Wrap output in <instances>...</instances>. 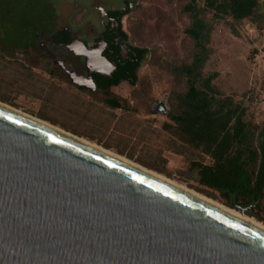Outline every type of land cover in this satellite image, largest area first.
Here are the masks:
<instances>
[{
  "label": "water",
  "instance_id": "1",
  "mask_svg": "<svg viewBox=\"0 0 264 264\" xmlns=\"http://www.w3.org/2000/svg\"><path fill=\"white\" fill-rule=\"evenodd\" d=\"M0 264H264V231L0 107Z\"/></svg>",
  "mask_w": 264,
  "mask_h": 264
},
{
  "label": "rangeland",
  "instance_id": "2",
  "mask_svg": "<svg viewBox=\"0 0 264 264\" xmlns=\"http://www.w3.org/2000/svg\"><path fill=\"white\" fill-rule=\"evenodd\" d=\"M124 1L103 0L102 5L118 10ZM96 2L54 0L60 24L70 25L80 39L89 41L93 38L90 33L102 30L98 15L89 14ZM261 2V11L245 22L239 36L233 35L222 22L213 25L212 55L205 70L208 75L218 73L215 84L224 94L242 102L247 118L260 127L264 126V0ZM186 4V0H136L133 12L123 19L129 42L154 52L139 71L138 87L130 90L128 84H122L114 92L135 107L134 113L111 112L101 104V97L80 98L69 89H56L46 81H25L20 76L21 68L2 56L0 103L99 145L227 207L219 194L200 185L197 172L190 168L191 162L209 163L210 159L170 135L163 126L168 123L166 115L153 112L162 103L170 108L174 93L183 89L169 67L192 58L193 42L185 34L190 25V18L183 11ZM260 214L264 217V209ZM245 217L264 225L256 218Z\"/></svg>",
  "mask_w": 264,
  "mask_h": 264
},
{
  "label": "trees",
  "instance_id": "3",
  "mask_svg": "<svg viewBox=\"0 0 264 264\" xmlns=\"http://www.w3.org/2000/svg\"><path fill=\"white\" fill-rule=\"evenodd\" d=\"M184 13L190 18L185 34L193 42L190 61L170 64L169 71L182 85L167 108L168 123L163 126L170 135L210 159L209 163L191 162L201 186L219 194L222 202L234 210L249 207L246 215L264 222V126L247 118L244 104L226 95L215 84L218 73L206 74L211 55L214 24L224 23L239 36L245 22L259 14L261 0H186ZM132 5L136 0H131ZM133 12L128 9L125 15ZM118 14V13H117ZM127 45L123 54L114 30L106 32V41L115 56L116 70L108 87L127 83L137 88L139 71L153 50L135 46L123 30ZM128 109H136L128 104ZM156 113L155 111H153ZM209 194V193H208ZM215 197V195H210Z\"/></svg>",
  "mask_w": 264,
  "mask_h": 264
},
{
  "label": "flooded vegetation",
  "instance_id": "4",
  "mask_svg": "<svg viewBox=\"0 0 264 264\" xmlns=\"http://www.w3.org/2000/svg\"><path fill=\"white\" fill-rule=\"evenodd\" d=\"M96 1L89 14L98 15L102 30L90 33L93 38L86 41L80 39L70 25L60 24L54 0H0V56L20 67L32 79L66 85L80 94L101 95L107 98L104 102L111 100L114 104L118 100L125 103L126 98L114 93L117 87H108L113 82L116 64L106 41V32L116 31L120 15L123 24L125 13L132 9L131 0H125L123 9L118 10L104 7L103 0ZM99 9H102L103 17ZM74 39L87 45V51L91 52L89 57L68 49ZM99 44L101 56L97 59L92 55ZM128 87L133 90L131 85ZM153 111L159 114V106Z\"/></svg>",
  "mask_w": 264,
  "mask_h": 264
},
{
  "label": "bare ground",
  "instance_id": "5",
  "mask_svg": "<svg viewBox=\"0 0 264 264\" xmlns=\"http://www.w3.org/2000/svg\"><path fill=\"white\" fill-rule=\"evenodd\" d=\"M0 107H3L5 109H7V110H9V111H11L13 113H16L18 115H21L23 117H26V118H28V119H30V120H32V121H34V122H36V123H38L40 125L45 126L46 128H48V129H50V130H52V131H54V132H56L58 134H62L64 136H66V137H69V138H71V139H73V140H75L77 142H80V143H82V144H84V145H86V146H88V147L100 152V153H103L104 155H107V156H109V157H111V158H113V159H115V160H117L119 162H122V163H124L126 165H129L130 167H133L134 169H137V170H139L141 172H144V173H146V174H148V175H150V176H152V177H154V178H156V179H158V180H160V181H162V182H164V183H166V184L178 189L179 191H182V192H184V193H186V194H188V195H190V196H192V197H194V198H196L198 200H201V201L213 206L214 208H217V209H219V210H221V211H223V212H225V213H227V214H229V215H231V216H233V217H235V218H237V219H239V220H241V221H243V222H245V223L257 228V229H260V230L264 231V225L262 223L254 220V219L246 218L245 217L246 215H242L238 211H235L233 209L227 208V207L219 204L218 202H216L214 200H211V199H209V198H207V197H205V196H203V195H201V194H199V193H197V192H195L193 190H190L189 188H187L185 186H181V185H179V184L167 179L166 177H164L162 175H159V174H157L155 172H152V171H150V170H148V169H146V168H144V167H142V166H140V165H138L136 163H133V162H131V161H129V160H127V159H125V158H123V157H121V156H119V155H117V154H115V153H113L111 151H108V150L104 149L103 147H101L99 145L91 143V142H89V141H87L85 139H81L79 137H76L73 134H70V133H68L66 131H63V130L55 127V126L50 125L49 123H46V122L42 121V120H39V119H36V118L31 117L29 115H25V114H23L21 112H18L16 110H14V108L12 109L11 107H8V106H6V105H4L2 103H0Z\"/></svg>",
  "mask_w": 264,
  "mask_h": 264
},
{
  "label": "crops",
  "instance_id": "6",
  "mask_svg": "<svg viewBox=\"0 0 264 264\" xmlns=\"http://www.w3.org/2000/svg\"><path fill=\"white\" fill-rule=\"evenodd\" d=\"M9 62V61H8ZM12 64L11 65H14L13 62H11ZM15 66V65H14ZM22 70V69H21ZM20 76L22 77V79H24L25 81H40L39 79H32L31 77L28 76V74L26 72H23V70L21 71V74ZM52 84L53 87H55L56 89L58 88H63V89H69L70 91H72L73 94H75L76 96H79L80 98H88V99H93V96H97L98 99L101 97L102 98V105L109 111L111 112H114V111H121V112H125V113H134V112H131L130 109H128V101L126 100L125 103H121L119 102L118 100L114 101V104H112L111 100H109V102H104L105 99H107L106 97L104 96H101V95H94V94H80L78 93L75 89L73 88H70V87H67L66 85H58V84H55V83H50ZM75 84V83H74ZM122 84H127V83H122ZM121 84V85H122ZM120 85V86H121ZM119 86V87H120ZM117 87V88H119ZM134 107V106H133ZM45 120V119H44ZM64 130V129H63ZM110 150V149H109Z\"/></svg>",
  "mask_w": 264,
  "mask_h": 264
},
{
  "label": "built area",
  "instance_id": "7",
  "mask_svg": "<svg viewBox=\"0 0 264 264\" xmlns=\"http://www.w3.org/2000/svg\"><path fill=\"white\" fill-rule=\"evenodd\" d=\"M263 58H264V55H263Z\"/></svg>",
  "mask_w": 264,
  "mask_h": 264
}]
</instances>
